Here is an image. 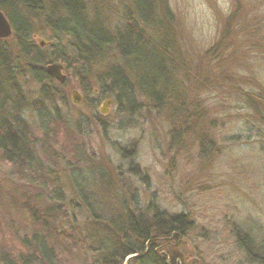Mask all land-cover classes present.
<instances>
[{
	"label": "rangeland",
	"instance_id": "374dc122",
	"mask_svg": "<svg viewBox=\"0 0 264 264\" xmlns=\"http://www.w3.org/2000/svg\"><path fill=\"white\" fill-rule=\"evenodd\" d=\"M83 2L109 34L126 29L127 15L135 17L132 0ZM17 3L33 44L43 41L46 58L61 56L69 67L67 85L39 101L38 86L20 78L18 62L15 83L26 98L21 117L32 160L10 162L0 151V264H99L103 244L122 239L128 217L152 206L185 213L192 222L171 244L175 264H264L250 261L236 240L239 230L264 244V123L249 98L264 96V0H155L161 29L147 32L171 43L178 67L176 84L164 90L166 110L131 78L132 105L113 103L106 115L100 109L114 97L102 96L99 81L108 87V70L125 65L119 50L82 53L54 30L63 18L58 0H40L31 9ZM237 5L239 15L231 19ZM224 29L230 49L220 51L219 60L209 57ZM0 44L11 58L19 54L14 33ZM73 91L82 95L79 104L72 103ZM180 103L196 105V113L213 122L207 149L199 121L180 120ZM9 109H0V123Z\"/></svg>",
	"mask_w": 264,
	"mask_h": 264
},
{
	"label": "trees",
	"instance_id": "16d2710c",
	"mask_svg": "<svg viewBox=\"0 0 264 264\" xmlns=\"http://www.w3.org/2000/svg\"><path fill=\"white\" fill-rule=\"evenodd\" d=\"M19 1L20 4L29 9L40 3V0ZM19 1L0 0V11L9 20L14 36L19 40V54L15 57L12 56V58L8 55L6 48L0 44V109L3 111L10 108L8 110L9 119L6 118L0 123V130H2L0 133V151L4 152L6 160L20 162L21 165L27 163L28 165L32 160V153L29 147V129L21 117L25 109L23 105L26 104V98L21 86L18 87L15 83L17 73H19L18 62L20 61L24 65L20 66V78H29L38 86L39 101L49 96L55 97L56 93L64 85H67V82L63 86L60 85L47 73L45 67L49 64L60 63L67 69L69 65H65L68 62L61 56L53 57L51 60L46 58L44 51L33 44V37L29 28L24 18L21 17L19 8L16 7ZM58 1L59 14L63 18L54 24V30L70 36L75 43L74 45L90 57L91 55L96 56L99 51L108 46H115L125 62L124 66H113L108 70L106 73L108 87L101 80L99 81L102 96L111 94L114 97H112L114 104H120L124 100L131 106L133 103L131 78H133L138 89L159 110H166L164 90L174 86V83L176 84L174 77L177 75L178 67L175 56H172L170 52L171 43L162 40L160 35L158 37L154 35L152 38V35L147 32L151 28L152 31L155 30L153 33H160L161 26L155 20L158 15L155 10V0H132L135 17L132 19L127 15L128 25H126V29L115 34H109L108 28L101 21H95L89 17L83 0ZM238 11V5L233 7L231 19L237 18ZM141 25L145 28H140ZM230 45H232L231 38L224 29L222 39L217 41V45L215 44L210 48L209 57L219 56L220 51L229 50ZM260 46V44L251 45V47ZM215 59L219 60L220 58ZM82 67L84 69L87 66ZM84 93H88L87 89L84 90ZM249 98L259 118V120L256 119L257 122L264 123V96L251 94ZM180 104L184 107L180 120L183 119L188 124H190V120L199 121L201 148L207 149L206 147L211 146V140L206 137V132L207 128L212 127L213 122H208L202 112L197 114L196 105L192 107V110L186 104ZM41 109L42 106L37 109L40 118L43 117L40 112ZM171 118L174 119L175 126L177 122L180 123V120H176L175 116ZM191 128L181 130L176 135L180 133L189 134ZM175 142L180 143L179 140H175ZM146 213V216L141 212L137 213L136 217L129 216L127 231L122 234V239L117 237L115 240L113 239L114 241L103 244L102 249H106V252L99 264H175L176 257L171 256L173 254L171 253L173 248L171 244L188 234L192 225L189 215L185 213L169 215L155 206L148 208ZM236 240L250 261L264 262V256L261 258L255 251L257 248L264 250V244L258 247L250 233L239 232V230H237ZM130 256L132 257L126 262Z\"/></svg>",
	"mask_w": 264,
	"mask_h": 264
},
{
	"label": "water",
	"instance_id": "95a60500",
	"mask_svg": "<svg viewBox=\"0 0 264 264\" xmlns=\"http://www.w3.org/2000/svg\"><path fill=\"white\" fill-rule=\"evenodd\" d=\"M13 34L12 26L4 15L2 11H0V39H7ZM41 48L45 46L44 42L41 41ZM48 74H50L60 85H64L67 81V76L64 74V66L60 63L49 64L45 67ZM72 103L79 104L82 101V95L78 91L72 92ZM114 101L112 99H107L103 103V107L100 109V113L102 115H106L109 111L110 106H112Z\"/></svg>",
	"mask_w": 264,
	"mask_h": 264
},
{
	"label": "flooded vegetation",
	"instance_id": "af4514ba",
	"mask_svg": "<svg viewBox=\"0 0 264 264\" xmlns=\"http://www.w3.org/2000/svg\"><path fill=\"white\" fill-rule=\"evenodd\" d=\"M110 99V98H109Z\"/></svg>",
	"mask_w": 264,
	"mask_h": 264
}]
</instances>
